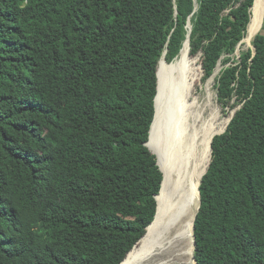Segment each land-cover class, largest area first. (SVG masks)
Instances as JSON below:
<instances>
[{
    "label": "trees",
    "instance_id": "1",
    "mask_svg": "<svg viewBox=\"0 0 264 264\" xmlns=\"http://www.w3.org/2000/svg\"><path fill=\"white\" fill-rule=\"evenodd\" d=\"M258 1L0 0V264H125L152 249L170 197L150 138L158 71L160 86L188 37L204 83L227 66L219 104H242L216 136L217 112L210 164L214 121L185 119L210 110L209 93L187 106L177 81L183 132L209 125L195 260L264 264V36L234 59L262 28L264 13L248 33ZM187 80L191 102L199 76Z\"/></svg>",
    "mask_w": 264,
    "mask_h": 264
},
{
    "label": "bare ground",
    "instance_id": "2",
    "mask_svg": "<svg viewBox=\"0 0 264 264\" xmlns=\"http://www.w3.org/2000/svg\"><path fill=\"white\" fill-rule=\"evenodd\" d=\"M263 3L264 0L258 1L256 14H261V7ZM258 21L259 16L256 15L249 29L255 28V25L258 23ZM187 57L188 47L186 45L180 54V60L177 62V65L170 68L166 67L163 70V76L159 86V94L156 103L157 115L151 135V147L157 153L156 155L160 161L159 165H161L160 167L164 171L165 177H167V183L170 190L166 219L162 224L161 231L154 239V242H157L156 245L143 257L134 259L130 262V260L136 255L135 254L125 264L145 263L152 260L154 257L159 256L160 254H171L175 260L181 262V264H196L193 259V226L199 207L198 191L200 184L198 185V180L203 169L206 148H198V139L201 134L198 128L194 130L190 137H188L182 130L180 119L181 108L178 105V91H176V84L179 76H183L185 79V99H187L186 91L188 85V69L184 65V61L187 59ZM165 64L167 65V63ZM218 73L219 69H217L215 75H218ZM210 102L214 103L212 96L209 94L208 104ZM214 105L217 108L215 103ZM217 119L218 115L213 122L210 144L215 135L221 134L225 131L224 130L221 133H216L212 138L215 129V122ZM208 130L207 138L209 134ZM210 144L209 150L211 161L212 152ZM195 148H197V150ZM207 162L208 156L205 166L207 165ZM208 165L206 167V171L208 169ZM159 198L160 195L158 197V201ZM152 227L150 229V234Z\"/></svg>",
    "mask_w": 264,
    "mask_h": 264
},
{
    "label": "rangeland",
    "instance_id": "3",
    "mask_svg": "<svg viewBox=\"0 0 264 264\" xmlns=\"http://www.w3.org/2000/svg\"><path fill=\"white\" fill-rule=\"evenodd\" d=\"M263 5H264V3H263ZM256 9H257V6H256ZM256 9H255V12H254V17L256 15L259 16V21H260L261 18H262V14L264 13V9L261 7L262 11H261L260 15L258 13L256 14ZM252 17H253V14H252ZM252 31L256 32L255 28L249 29L248 33L252 32ZM263 36H264V15H263L262 28H261L260 32L258 33V35L254 38L252 44L251 45L246 44L244 42L245 39H246V37H245L243 43L238 48V50H237V52H236V54L234 56V59H236V61H240V53L242 51H248L249 49H252L253 51H256V48L253 46V43H258L259 45L262 46V44H261V40L262 39L259 38V37H263ZM261 49H262V51H264V48H261ZM179 57L176 60H178ZM201 63H202L201 54L196 56V57H193V58L188 55L187 59L184 61V65L187 67V69H189L193 74L199 76V80L196 83V96H197V98L195 100L191 101V102L189 101V99H186V104H187V106H190L196 101H203L204 99H206V95H207V92H208L211 96H213L215 98V101H216V104H217V108L215 107L214 103L210 102L209 103V107H210L209 111H207L206 107H203L201 109L195 108L188 116H185V115L184 116H185V119L186 118L188 119L191 116H193L194 114H202L203 115L202 116L203 117V122L211 123L217 117V109H218L219 119H218V132L217 133H221V132H223L226 129L227 125L229 124L230 118L233 117L235 115V113L242 107V104L241 103H237L236 99H234L232 101V103L230 104V106L228 108L224 109L218 102L217 79L220 77L221 71L227 66H224L222 63H220L218 65V67H217V69L219 68L218 75H214L215 78H211L208 82L204 83L203 82V72L201 70ZM176 65H177V62L175 64H173L172 66L164 64L163 70L166 67L170 68V67H173V66H176ZM181 81H182V76L179 78V83H178L179 87H180ZM181 89H183V86L181 88H179L178 90H176V91L179 92V91H181ZM178 105H179V98H178ZM218 105L220 106L221 110L218 108ZM203 122L202 123L201 122L197 123V125L195 127V130L198 128V130L201 133L200 137L198 139L199 140L198 148L201 147L202 149H205V147L207 145L206 144L207 143V130L209 128V125H207L206 123H203ZM195 149L197 150V148H195ZM156 243L157 242L155 241L154 242V246L156 245ZM148 252H146V250H142L133 259H131L130 262L133 261L134 259H139V258L143 257ZM169 257H171V258H169ZM160 258H161V260H160ZM148 262H151V263L153 262L154 264H174L175 262H178V261L175 260V258L171 254H160L159 256L154 257L152 260H150ZM148 262L141 263V264H151V263H148Z\"/></svg>",
    "mask_w": 264,
    "mask_h": 264
},
{
    "label": "water",
    "instance_id": "4",
    "mask_svg": "<svg viewBox=\"0 0 264 264\" xmlns=\"http://www.w3.org/2000/svg\"><path fill=\"white\" fill-rule=\"evenodd\" d=\"M255 3V2H254ZM254 6V5H253ZM188 29L190 30V32H191V30H192V26H191V22H189V24H188ZM244 41V40H243ZM243 41L240 43V45H239V47L241 46V44L243 43ZM187 45V47H188V55H189V51H190V39H189V37H188V39H187V41L185 42V44H184V47ZM183 47V48H184ZM238 47V48H239ZM183 50V49H182ZM181 53H182V51H181ZM255 52H254V56H255ZM162 59H164V61H165V63H167V61H166V59H165V56L162 58ZM161 63V62H160ZM168 64V63H167ZM215 75V74H214ZM214 77V76H213ZM158 94H159V71H158ZM158 94H157V96H156V99H155V107H156V102H157V98H158ZM156 115H157V108H156V114H155V119H154V122H155V120H156ZM235 116V115H234ZM234 116L231 118V120H230V122L232 121V119L234 118ZM154 122H153V124H152V127H151V132H150V138H151V133H152V129H153V126H154ZM230 122H229V124H230ZM229 124H228V126H229ZM226 131V130H225ZM225 131L223 132V133H225ZM223 133H221V134H223ZM221 134H219V135H221ZM217 136V135H216ZM214 139V138H213ZM149 142H150V140H149ZM149 142L147 143V146L149 147ZM212 143H213V140H212V142H211V144H210V147H211V152H212ZM149 149H150V147H149ZM151 150V149H150ZM151 152H152V150H151ZM154 155H156L154 152H152ZM157 156V155H156ZM157 159H158V157H157ZM211 160H212V153H211ZM210 164H211V161H210ZM210 164H209V166H210ZM158 165H159V159H158ZM209 166H208V168H209ZM159 167H160V165H159ZM160 170H161V172L163 173V171H162V169H161V167H160ZM207 171H208V169H207ZM207 171H206V173H207ZM205 173V174H206ZM163 176H164V174H163ZM205 176V175H204ZM203 176V177H204ZM203 179V178H202ZM163 183H164V180H163ZM163 183H162V187H163ZM201 184H202V180H201V182H200V186H201ZM200 186H199V207H198V211H197V214H198V212H199V210H200V206H201V195H200ZM161 190H162V188H161ZM161 192V191H160ZM160 194V193H159ZM158 196V195H157ZM156 200H157V197H156ZM157 203H158V201H157ZM197 214H196V216H195V220H194V226H193V231L195 230V221H196V218H197ZM157 215H158V208H157V213H156V216H155V219H154V221H153V223L156 221V218H157ZM152 223V224H153ZM151 224V225H152ZM150 225V226H151ZM149 226V227H150ZM149 227L147 228V231H148V229H149ZM147 235V234H146ZM193 238H194V252H195V250H196V238H195V235H194V232H193ZM193 259H194V262L197 264V262H196V260H195V257L193 256Z\"/></svg>",
    "mask_w": 264,
    "mask_h": 264
},
{
    "label": "flooded vegetation",
    "instance_id": "5",
    "mask_svg": "<svg viewBox=\"0 0 264 264\" xmlns=\"http://www.w3.org/2000/svg\"><path fill=\"white\" fill-rule=\"evenodd\" d=\"M174 264H181V262H175Z\"/></svg>",
    "mask_w": 264,
    "mask_h": 264
}]
</instances>
